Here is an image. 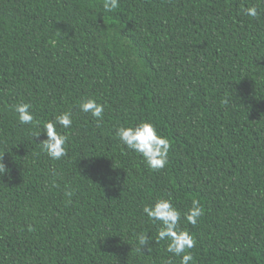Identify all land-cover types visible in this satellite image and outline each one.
Listing matches in <instances>:
<instances>
[{
  "label": "trees",
  "instance_id": "16d2710c",
  "mask_svg": "<svg viewBox=\"0 0 264 264\" xmlns=\"http://www.w3.org/2000/svg\"><path fill=\"white\" fill-rule=\"evenodd\" d=\"M102 4L0 0V264H180L142 211L162 197L196 241L189 264H264V0ZM89 98L102 120L80 111ZM65 111L55 161L32 134ZM141 121L171 142L163 169L116 136Z\"/></svg>",
  "mask_w": 264,
  "mask_h": 264
},
{
  "label": "clouds",
  "instance_id": "9594fccd",
  "mask_svg": "<svg viewBox=\"0 0 264 264\" xmlns=\"http://www.w3.org/2000/svg\"><path fill=\"white\" fill-rule=\"evenodd\" d=\"M119 6V0H103L102 7L106 12H112ZM247 17L257 18L261 13L257 6L253 5L242 10ZM80 111L89 113L93 118L102 120L104 105L97 103L94 99H85L79 104ZM30 103H18L14 106V111L18 116L21 125L39 127V122L34 118ZM70 112L58 113L52 120L43 124V130L33 132L32 137L40 133L46 134V139L40 142L41 150L49 158L55 161L61 160L67 155L66 143L68 137L57 131V126L67 129L72 126ZM116 136L128 149L143 157L146 166L152 171L163 169L168 164V155L171 148L170 140L157 133L155 125L150 121H141L131 126L121 125L116 129ZM7 171L5 164L0 157V174ZM71 195V193H67ZM143 213L153 224L159 223L155 243L166 242V251L180 257V264H189L194 261L191 249L195 246L193 235L180 227L182 213L172 204L170 198H159L151 205H144ZM204 215V209L199 199L191 201V207L183 213V219L193 226L197 225ZM147 232L137 234L136 241L139 245L138 252H142V247H148L149 236ZM165 264H171L166 260Z\"/></svg>",
  "mask_w": 264,
  "mask_h": 264
}]
</instances>
